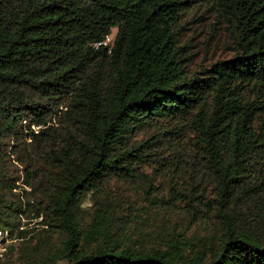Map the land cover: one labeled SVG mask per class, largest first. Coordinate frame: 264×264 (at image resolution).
Instances as JSON below:
<instances>
[{"label":"trees","instance_id":"obj_1","mask_svg":"<svg viewBox=\"0 0 264 264\" xmlns=\"http://www.w3.org/2000/svg\"><path fill=\"white\" fill-rule=\"evenodd\" d=\"M0 230V264H264V0H0Z\"/></svg>","mask_w":264,"mask_h":264},{"label":"rangeland","instance_id":"obj_2","mask_svg":"<svg viewBox=\"0 0 264 264\" xmlns=\"http://www.w3.org/2000/svg\"><path fill=\"white\" fill-rule=\"evenodd\" d=\"M116 32V29L113 28L112 29V33L108 36L109 39H106L107 44H111L114 34ZM214 50L211 51V54ZM202 56L200 57L199 63L202 62ZM147 173H150V169H146L145 170ZM153 185L155 186H159L161 185V179H154V181L152 182ZM146 185L144 184V180L142 178H136L134 183H129V182H116V181H112L109 184V188L112 189V192L114 193V196L119 197L120 199H130V198H134L135 196L139 195V193L141 192L142 187ZM147 188V187H146ZM153 194H156L154 192H152ZM163 193L166 194L167 193V187H165L163 189ZM162 191H160V194H163ZM92 193L88 192L85 197L83 198V204H82V209L84 210V212H88L90 211V208L92 206ZM25 224L27 226V228H32L37 226L36 220H29V219H25ZM8 238V239H7ZM4 238L2 237V239H0V256H5L6 253L8 252V248L10 245H17L18 244V240L16 239H9V237Z\"/></svg>","mask_w":264,"mask_h":264},{"label":"built area","instance_id":"obj_3","mask_svg":"<svg viewBox=\"0 0 264 264\" xmlns=\"http://www.w3.org/2000/svg\"><path fill=\"white\" fill-rule=\"evenodd\" d=\"M106 39H109L108 37L106 38ZM107 42H106V40L103 42V44H106ZM100 44V42L99 43H97V45H99ZM2 237H4V238H7L8 237V234H7V232L6 231H2V230H0V239H2ZM8 239V238H7Z\"/></svg>","mask_w":264,"mask_h":264}]
</instances>
